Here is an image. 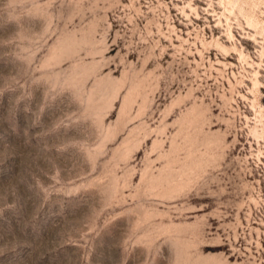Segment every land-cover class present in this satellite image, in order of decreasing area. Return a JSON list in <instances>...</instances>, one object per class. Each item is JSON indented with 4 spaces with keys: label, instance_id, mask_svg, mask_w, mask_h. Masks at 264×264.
Returning a JSON list of instances; mask_svg holds the SVG:
<instances>
[{
    "label": "rangeland",
    "instance_id": "rangeland-1",
    "mask_svg": "<svg viewBox=\"0 0 264 264\" xmlns=\"http://www.w3.org/2000/svg\"><path fill=\"white\" fill-rule=\"evenodd\" d=\"M0 264H264V0H0Z\"/></svg>",
    "mask_w": 264,
    "mask_h": 264
}]
</instances>
